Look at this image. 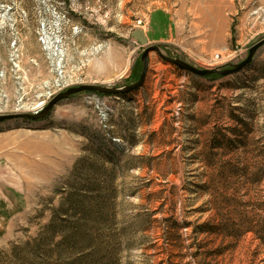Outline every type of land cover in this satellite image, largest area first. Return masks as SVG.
Wrapping results in <instances>:
<instances>
[{
    "label": "rangeland",
    "instance_id": "obj_1",
    "mask_svg": "<svg viewBox=\"0 0 264 264\" xmlns=\"http://www.w3.org/2000/svg\"><path fill=\"white\" fill-rule=\"evenodd\" d=\"M157 7L173 36L144 43ZM263 37L264 0H0V115L131 84L149 45L229 68ZM218 75L151 50L139 89L0 121V264H264V44Z\"/></svg>",
    "mask_w": 264,
    "mask_h": 264
},
{
    "label": "water",
    "instance_id": "obj_2",
    "mask_svg": "<svg viewBox=\"0 0 264 264\" xmlns=\"http://www.w3.org/2000/svg\"><path fill=\"white\" fill-rule=\"evenodd\" d=\"M264 44V37L255 42L248 51V54L245 59H243L240 62L230 64L231 66L229 68H221V66H216L213 68H198L190 63H187L186 61L177 58V57H170L165 56L160 52L159 46L157 44L149 45L144 48L142 54H141V61L143 63L142 71L140 73L139 78L131 83L124 85L122 87H116V86H104V85H97V84H82L76 87H70L67 88L65 91L59 92L56 94L49 102L48 104L40 111H36L33 114L29 113H15V114H1L0 115V121L8 120L11 118H29V119H38L43 117L47 111L60 99L66 98L70 96L73 93L79 92V91H96L99 93H105V94H124L133 90H136L140 88L145 79L146 71H147V65H148V53L151 50L156 51L163 59L168 60L178 66L179 68L186 70L192 74L198 75V76H207L210 74H221V75H227L231 73H235L239 70H241L244 66H246L253 58V55L255 51Z\"/></svg>",
    "mask_w": 264,
    "mask_h": 264
},
{
    "label": "crops",
    "instance_id": "obj_3",
    "mask_svg": "<svg viewBox=\"0 0 264 264\" xmlns=\"http://www.w3.org/2000/svg\"><path fill=\"white\" fill-rule=\"evenodd\" d=\"M153 20V26L152 24ZM174 19L171 12L166 8L157 7L150 11L147 16V27L143 28L146 36L144 43L161 42L169 43L175 29ZM154 29H151V28ZM151 29V35L149 34Z\"/></svg>",
    "mask_w": 264,
    "mask_h": 264
},
{
    "label": "trees",
    "instance_id": "obj_4",
    "mask_svg": "<svg viewBox=\"0 0 264 264\" xmlns=\"http://www.w3.org/2000/svg\"><path fill=\"white\" fill-rule=\"evenodd\" d=\"M138 75V71L134 72V75L133 76H137ZM205 78H210V79H214V78H218L220 77L218 74H210V75H207V76H204ZM139 89V88H138ZM100 94V93H99Z\"/></svg>",
    "mask_w": 264,
    "mask_h": 264
},
{
    "label": "built area",
    "instance_id": "obj_5",
    "mask_svg": "<svg viewBox=\"0 0 264 264\" xmlns=\"http://www.w3.org/2000/svg\"><path fill=\"white\" fill-rule=\"evenodd\" d=\"M141 24H143V21L142 20H138L137 21V25H141ZM215 57H218V54H216Z\"/></svg>",
    "mask_w": 264,
    "mask_h": 264
}]
</instances>
